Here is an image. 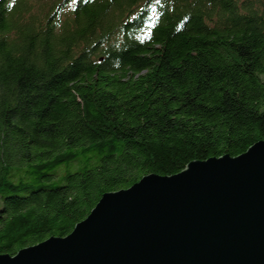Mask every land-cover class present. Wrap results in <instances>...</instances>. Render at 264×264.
<instances>
[{"label": "trees", "instance_id": "obj_1", "mask_svg": "<svg viewBox=\"0 0 264 264\" xmlns=\"http://www.w3.org/2000/svg\"><path fill=\"white\" fill-rule=\"evenodd\" d=\"M258 140L264 0H0V253Z\"/></svg>", "mask_w": 264, "mask_h": 264}, {"label": "water", "instance_id": "obj_2", "mask_svg": "<svg viewBox=\"0 0 264 264\" xmlns=\"http://www.w3.org/2000/svg\"><path fill=\"white\" fill-rule=\"evenodd\" d=\"M0 264H264V140L105 192L69 234Z\"/></svg>", "mask_w": 264, "mask_h": 264}]
</instances>
